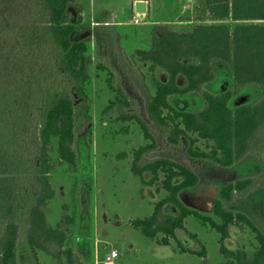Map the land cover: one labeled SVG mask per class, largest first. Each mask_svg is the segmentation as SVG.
Wrapping results in <instances>:
<instances>
[{"label":"trees","instance_id":"trees-1","mask_svg":"<svg viewBox=\"0 0 264 264\" xmlns=\"http://www.w3.org/2000/svg\"><path fill=\"white\" fill-rule=\"evenodd\" d=\"M40 1L41 11L34 22L0 28L7 72V93L0 97V264H18L19 226L12 215L24 183L34 178L40 189L31 205L25 248L34 264H40L37 251L48 252L50 244L64 247L66 232L60 226L51 227L44 212L56 194L50 182L55 166L51 151L56 141L60 162L76 166V110L81 109L91 120L87 91L91 82L90 47L83 7L77 0ZM202 5L209 20L232 21L234 26L200 24L185 33L154 27L152 52L141 59L152 63V73L160 68L168 75L166 81L152 78L155 93L149 95L146 105L147 115L162 132L164 146L160 148L152 126L137 112V102L122 87L114 90L115 100L110 105L121 108L118 119L138 124L146 141L133 152L132 171L144 187L160 182L156 191L167 193L155 203L151 216L131 224L149 239L161 235V244L169 245L174 239L179 253L207 258L205 245L185 229V219L194 216L202 226L220 234V252L225 259L220 264H264V233L236 208V198L264 192V171L260 177H245L223 186L208 215L186 207L180 200L182 191L199 184L195 161L231 168L258 155L264 133V0H202ZM35 65H52L48 73L64 86H52L42 120L33 111L34 96L29 92L35 85L25 81ZM219 66L226 69L232 83L223 93L209 89L217 80ZM32 130L38 144L33 155L25 148ZM171 148H185L186 157L178 160L161 154ZM159 150L161 156L152 158L151 154ZM34 155L36 169L30 159ZM243 226L251 230L258 244L251 256L244 249L227 247L233 229ZM180 231L199 248L183 245ZM64 255L67 264H84L71 249Z\"/></svg>","mask_w":264,"mask_h":264},{"label":"rangeland","instance_id":"rangeland-1","mask_svg":"<svg viewBox=\"0 0 264 264\" xmlns=\"http://www.w3.org/2000/svg\"><path fill=\"white\" fill-rule=\"evenodd\" d=\"M77 2L83 7V26L90 47L91 82L87 91L91 102V120L85 118L81 109L76 110V166L61 163L57 142L53 143L51 158L55 166L50 173V182L56 194L44 212L47 223L53 228L60 226L66 232L67 240L62 249L50 244L47 246L48 252L37 251L39 263L67 264L64 252L68 249L73 250L84 264H107L106 256L113 250L119 254L114 260L116 264L224 262L220 252V234L202 226L194 216L185 219V229L197 235L205 245L207 258L175 252L178 247L174 239L170 240L169 245H164L159 243L161 235L149 239L132 226V221L151 216L155 203L165 198L167 193L164 190L156 191L161 187L160 182L154 187H144L141 178L132 171L134 150L146 144L143 131L134 122L120 121L121 108L111 107L110 103L115 100L116 88L126 90L130 98L137 102V112L152 126L161 148L165 145L162 132L147 115L146 105L149 95L155 93L152 78L166 81L168 75L160 68L152 73V63L141 60L152 52L153 28L164 26L171 31L185 33L200 24L224 23L233 27L235 22L209 20L202 0H151L152 10L145 22L139 25L133 23L130 4L126 0ZM41 6L40 0H0V28L31 24L39 17L36 14L41 11ZM103 14H106L105 18ZM107 15L115 16V20H108ZM150 32L151 37L148 35ZM3 45V33L0 32V97L7 93ZM51 67L35 65L30 69V77L25 79L35 85V89L29 92L34 96L33 111L40 120L48 106L52 86L64 88L56 76L48 73ZM217 72V80L209 85V89L223 93L231 87L230 75L221 66ZM180 82L184 84L183 79ZM261 136V145L256 152L258 155L247 157L231 168L195 161L193 165L197 166L200 181L196 187L181 192L182 203L208 215L223 186L245 177H260L259 174L264 171V133ZM37 146V137L32 130L25 140V148L33 155ZM160 153V150L153 152L151 157L161 156ZM120 154L125 156L118 157ZM161 154L176 156L178 160L186 157L185 148H171L168 153ZM30 159L35 167L32 168L36 169V155ZM145 177L149 178L150 174ZM22 188L12 215V220L19 226L17 259L18 264H34L32 255L25 248V233L30 224L31 205L39 194L40 185L34 178L31 182L26 181ZM236 199V208L251 218L264 233V192L258 190L242 200ZM182 234L179 240L183 245L199 248L194 240L180 231L179 235ZM257 246L255 235L246 226L242 229L235 227L231 239L227 241L228 248L235 251L244 249L250 256Z\"/></svg>","mask_w":264,"mask_h":264},{"label":"crops","instance_id":"crops-1","mask_svg":"<svg viewBox=\"0 0 264 264\" xmlns=\"http://www.w3.org/2000/svg\"><path fill=\"white\" fill-rule=\"evenodd\" d=\"M126 2H128V4H130V10H131V12H132V16L137 12L136 11V4L138 3V2H144L145 3V8H146V14H147V16H148V14L151 12V6H152V2H151V0H126ZM104 16H102V17H104L105 18V15L106 14H103ZM107 17V19L108 20H115V16H112V15H107L106 16ZM147 33V32H146ZM150 34V35H149ZM148 35H149V37H151V32L150 33H148ZM138 44V43H137ZM139 47V46H138ZM137 47V48H138ZM173 253H174V251H172ZM171 252V253H172ZM175 252H178V251H175ZM170 253V254H171ZM112 264H116L115 263V261H113V263Z\"/></svg>","mask_w":264,"mask_h":264},{"label":"built area","instance_id":"built-area-1","mask_svg":"<svg viewBox=\"0 0 264 264\" xmlns=\"http://www.w3.org/2000/svg\"><path fill=\"white\" fill-rule=\"evenodd\" d=\"M133 23L134 24H142L143 22H145V20L147 19V14L146 13H142V12H136L133 15ZM119 256L118 252L116 250H113L112 252H110L109 254H107L106 259H105V263L109 264V263H113V261Z\"/></svg>","mask_w":264,"mask_h":264},{"label":"water","instance_id":"water-1","mask_svg":"<svg viewBox=\"0 0 264 264\" xmlns=\"http://www.w3.org/2000/svg\"><path fill=\"white\" fill-rule=\"evenodd\" d=\"M136 11L145 13L146 12L145 3L144 2H138L136 4ZM110 264H112V263H110Z\"/></svg>","mask_w":264,"mask_h":264}]
</instances>
